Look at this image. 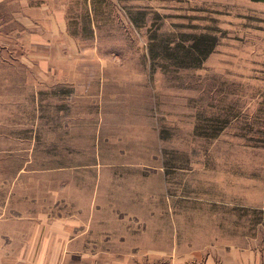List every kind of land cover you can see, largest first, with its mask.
<instances>
[{"label":"rangeland","instance_id":"obj_1","mask_svg":"<svg viewBox=\"0 0 264 264\" xmlns=\"http://www.w3.org/2000/svg\"><path fill=\"white\" fill-rule=\"evenodd\" d=\"M52 253L264 264L263 5L0 1V256Z\"/></svg>","mask_w":264,"mask_h":264},{"label":"crops","instance_id":"obj_2","mask_svg":"<svg viewBox=\"0 0 264 264\" xmlns=\"http://www.w3.org/2000/svg\"><path fill=\"white\" fill-rule=\"evenodd\" d=\"M2 1V0H0ZM4 1V0H3ZM26 1V0H25ZM252 1V0H249ZM256 4H260L264 6V1H259V2H255ZM48 6H44L43 8L45 9V11L48 13ZM58 13L54 12V17L52 18V20L55 21H60L63 22L65 17V11L62 10H58ZM56 241H58L59 243H57L56 245L60 248H63V251L65 252V243L63 241V239L58 238L56 239ZM240 255V262L242 260V254ZM69 255H65L64 253L60 254L58 253L57 255H55L54 253L52 254H46L45 256H37V255H21V256H16L13 257L11 259H4L6 257L4 256H0V264H37L38 262H47V264H64L65 261H67Z\"/></svg>","mask_w":264,"mask_h":264},{"label":"trees","instance_id":"obj_3","mask_svg":"<svg viewBox=\"0 0 264 264\" xmlns=\"http://www.w3.org/2000/svg\"><path fill=\"white\" fill-rule=\"evenodd\" d=\"M252 1L259 2V1H264V0H252Z\"/></svg>","mask_w":264,"mask_h":264}]
</instances>
